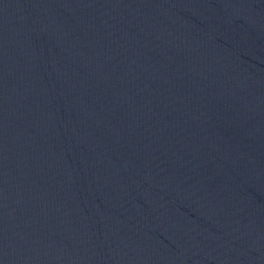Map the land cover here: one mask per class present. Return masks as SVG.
Returning a JSON list of instances; mask_svg holds the SVG:
<instances>
[{
  "label": "water",
  "instance_id": "1",
  "mask_svg": "<svg viewBox=\"0 0 264 264\" xmlns=\"http://www.w3.org/2000/svg\"><path fill=\"white\" fill-rule=\"evenodd\" d=\"M0 264H264V0H0Z\"/></svg>",
  "mask_w": 264,
  "mask_h": 264
}]
</instances>
